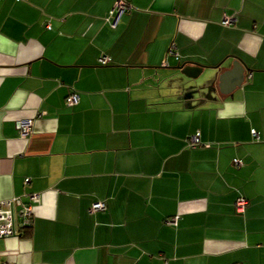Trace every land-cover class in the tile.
Listing matches in <instances>:
<instances>
[{"label":"crops","instance_id":"1","mask_svg":"<svg viewBox=\"0 0 264 264\" xmlns=\"http://www.w3.org/2000/svg\"><path fill=\"white\" fill-rule=\"evenodd\" d=\"M115 1L0 0V263L264 264V0Z\"/></svg>","mask_w":264,"mask_h":264},{"label":"built area","instance_id":"2","mask_svg":"<svg viewBox=\"0 0 264 264\" xmlns=\"http://www.w3.org/2000/svg\"><path fill=\"white\" fill-rule=\"evenodd\" d=\"M130 10V5L126 0H116L112 10L110 11V18L112 21L110 25L115 27L117 20L119 17L128 12ZM222 26L227 27L231 25V19L226 18L221 22ZM168 55L174 56L178 59V55L175 52L173 46H170L167 50ZM107 62V58L103 57L99 60V63L104 65ZM78 95L75 92H71L65 99L66 107H73L77 104ZM16 129L18 135L21 139H27L32 132V121L31 120H20L16 122ZM251 137L254 141H258V133L254 130L251 131ZM188 145L191 148L196 147L200 144L199 141V133H195L187 140ZM233 164L236 166L241 165L240 160H233ZM29 179L24 180V184H28ZM40 203V196L38 194H30L29 201L27 203L22 202L19 197H14L12 199L0 201V239L13 237L16 235V219H19V227L20 229H28L32 226L33 221V210L34 207ZM246 205L244 200H238L236 202V211L238 213L243 212V209ZM106 210V204L104 201H96L91 204L90 212L96 213ZM167 225H175L177 222V218L167 219ZM4 264V263H0Z\"/></svg>","mask_w":264,"mask_h":264},{"label":"water","instance_id":"3","mask_svg":"<svg viewBox=\"0 0 264 264\" xmlns=\"http://www.w3.org/2000/svg\"><path fill=\"white\" fill-rule=\"evenodd\" d=\"M239 63V62H238ZM176 69L180 70L183 75L186 77L196 80L198 76L201 74L203 67L201 65L195 64V63H183L181 65H178L175 67ZM233 75L234 78H239L236 80L234 87L240 86L242 82V74L238 75V70L236 65L234 64L230 71H227L224 76H231ZM238 75V76H237ZM220 79V78H219ZM221 81V79H220ZM209 91V89H207Z\"/></svg>","mask_w":264,"mask_h":264},{"label":"trees","instance_id":"4","mask_svg":"<svg viewBox=\"0 0 264 264\" xmlns=\"http://www.w3.org/2000/svg\"><path fill=\"white\" fill-rule=\"evenodd\" d=\"M195 148V147H194ZM237 160V159H236ZM236 166V165H235ZM246 206V205H245ZM235 211H236V203H235ZM236 213H238L237 211H236ZM241 213H243V212H241ZM238 214H240V213H238Z\"/></svg>","mask_w":264,"mask_h":264}]
</instances>
